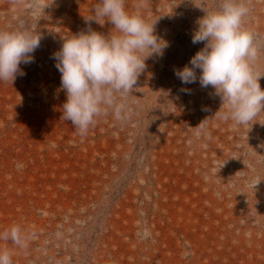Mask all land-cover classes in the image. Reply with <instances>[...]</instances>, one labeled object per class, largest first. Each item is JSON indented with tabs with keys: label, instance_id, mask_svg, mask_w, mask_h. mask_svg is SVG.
I'll return each mask as SVG.
<instances>
[{
	"label": "rangeland",
	"instance_id": "rangeland-1",
	"mask_svg": "<svg viewBox=\"0 0 264 264\" xmlns=\"http://www.w3.org/2000/svg\"><path fill=\"white\" fill-rule=\"evenodd\" d=\"M96 2L54 0L40 19L33 0H0V29L42 37L25 75L0 82V233L18 226L24 237L0 239V249L13 264H264V110L247 124L222 119L211 87L175 75L203 47L192 43L204 12L191 0H126L130 12L160 17L169 47L131 92L115 94L119 117L108 108L84 135L61 117L52 56L61 37L89 27ZM248 7L253 71L264 74V0Z\"/></svg>",
	"mask_w": 264,
	"mask_h": 264
},
{
	"label": "clouds",
	"instance_id": "clouds-1",
	"mask_svg": "<svg viewBox=\"0 0 264 264\" xmlns=\"http://www.w3.org/2000/svg\"><path fill=\"white\" fill-rule=\"evenodd\" d=\"M191 2L204 12L191 37L193 44L203 43V47L189 64L175 69V75L185 85L198 81L201 88L211 87L225 108L221 118L247 124L264 110V88L259 83L264 74L253 71L258 47L243 27L248 0H217L212 10L201 6L204 0ZM52 3L54 0L41 5L33 0L34 16L42 19ZM84 20L89 27L61 37V47L52 56L61 74L60 89L66 94L61 117L81 135L108 108H114L119 117L115 94L131 92L147 68L146 61L162 56L169 47V42L156 33L157 20L149 21L138 11L130 12L126 0H97ZM92 23L101 27L109 23L112 27L105 34L92 29ZM41 38V34L27 29H0V82L13 83L18 75H25L21 64L34 61ZM0 239H10L18 246L24 243L18 226L0 233ZM0 264H13L9 250L0 249Z\"/></svg>",
	"mask_w": 264,
	"mask_h": 264
}]
</instances>
